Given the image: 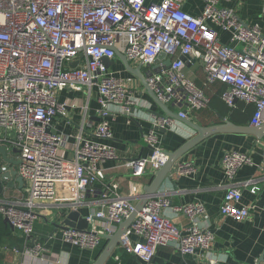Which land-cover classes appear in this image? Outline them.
<instances>
[{
	"label": "built area",
	"instance_id": "1",
	"mask_svg": "<svg viewBox=\"0 0 264 264\" xmlns=\"http://www.w3.org/2000/svg\"><path fill=\"white\" fill-rule=\"evenodd\" d=\"M186 1L0 0V146L19 151L18 175L23 178L25 192L21 199L0 202V214L13 229L31 238L35 222L53 205L57 187L65 180L66 138L52 127L55 116L66 114V105L58 100L60 91L85 87L98 92L100 123L95 135L99 141L84 140L75 148L71 163L74 186L83 179L91 186L103 181L100 165L119 159L116 150L103 143L113 138L110 107L118 106L129 114L135 104L126 82L104 63V59L117 57L115 49L133 68H141L158 100L177 109L179 117L187 119L188 111L205 109L210 102L187 76L188 62L190 68L203 70L207 83L226 85L222 99L229 108L235 109L236 101L255 107L251 127L264 124L262 30L258 25H247L235 9L222 6L224 1L242 0H204L200 16L184 11ZM219 31L231 34L230 44L220 41ZM74 62L78 65L71 68ZM173 122L159 119L155 127L169 128ZM146 141L152 155L125 165L134 177H143L148 170L155 174L169 160L155 130ZM249 164L248 154L231 152L223 159L231 179ZM259 168L264 171V150ZM0 169L7 171L9 167ZM192 170L190 163L178 168L182 175ZM257 190L255 186L251 192L256 194ZM117 191L116 183L105 185L101 193L105 203L86 218L88 231L63 229L62 240L80 250H96L104 236L112 234L110 224L120 225L136 212V206ZM241 200V190L229 188L220 206L221 215L239 222L247 220L250 208L242 206ZM168 206L163 196L149 199L123 237V249L142 264H152L160 247L196 256L200 264H215L214 234L196 226L178 228L163 215ZM174 211L191 221L206 215L199 202ZM97 220H106L109 225L97 227ZM32 251L40 254L44 249L37 244Z\"/></svg>",
	"mask_w": 264,
	"mask_h": 264
},
{
	"label": "crops",
	"instance_id": "2",
	"mask_svg": "<svg viewBox=\"0 0 264 264\" xmlns=\"http://www.w3.org/2000/svg\"><path fill=\"white\" fill-rule=\"evenodd\" d=\"M222 6L235 9L241 20L249 26L258 25L264 34V0L224 1ZM204 7V0H187L183 9L193 16H200ZM219 38L224 44L231 43V34L228 32L219 31ZM110 69L119 72L120 79L126 82L135 104L129 114L124 113L118 106L110 107L113 138L103 140V143L112 146L119 159L100 165L104 175L103 181L91 186L87 179H83L78 187L74 186V170L71 163L75 148L84 140L99 141L95 135L100 123L98 92L96 90L89 92L85 87L60 91L58 100L66 105V114L55 116L52 127L55 133L66 138L64 151L68 162L65 180L57 187L53 205L35 222L34 235L31 238L5 224V218L0 214L7 231V235L0 239V264H95L110 243L105 237L115 236L121 224L117 226L110 224L112 234H106L96 250H80L64 242L61 237L63 229L53 224L62 225L70 210H76L87 218L105 203L101 193L103 187L110 183H116L118 194L128 198L136 208L139 207L145 203V190L152 185L155 174L148 170L143 177H134L132 171L125 165L127 162L152 155L153 149L146 141L148 134L155 130L162 150L170 153L176 152L196 136L194 130L179 121H174L172 127L167 128V134L156 130L155 123L158 117L154 113L163 115V111L147 94L141 81L127 71L118 57L112 61ZM186 74L195 80L197 86L210 99L209 105L216 110L213 113L211 109L205 110L206 114L203 113V109V112L188 111V116L193 122L203 127H212L223 124L222 117L239 126H250L255 112L253 105L239 101L236 108L231 109L222 99L227 89L225 84L221 83L223 86L217 91L215 86L218 83H207L200 68L192 69L189 66L186 68ZM169 108L177 114V109L173 106ZM9 149L10 159L18 164L19 154L13 152L14 148ZM263 150L264 138L238 134L214 135L184 154L157 192V195L169 201L163 215L170 218L178 228L183 230L196 226L214 234L212 256L215 264H255L257 261H264V171L259 168ZM231 152L248 154L251 158V164L243 166L233 179L226 175L223 167L225 155ZM188 163L192 165V172L180 174L179 166ZM4 166L6 164L0 156V168ZM15 169L18 172L19 166H15ZM249 182L252 184L243 186ZM255 186L258 190L253 194L251 190ZM232 187L241 190V205L250 208V217L245 221L239 222L220 213L223 199ZM24 193V186L20 188L14 181V185L6 187L0 196V202L21 199ZM151 198L152 196L149 199ZM195 202L205 207L204 217L191 221L174 211V208ZM95 225L103 228L109 224L106 220H97ZM37 244L44 249L40 254L32 251ZM111 259V264H142L140 260L128 254L121 243L116 246L105 264ZM152 264H200V262L196 256L182 255L171 247H160Z\"/></svg>",
	"mask_w": 264,
	"mask_h": 264
},
{
	"label": "water",
	"instance_id": "3",
	"mask_svg": "<svg viewBox=\"0 0 264 264\" xmlns=\"http://www.w3.org/2000/svg\"><path fill=\"white\" fill-rule=\"evenodd\" d=\"M116 56L122 61L127 71L132 74L133 76L137 77L141 83L144 86L145 91L149 96L152 98V100L155 102V104L163 111V115L154 113L159 119H168L170 118L173 121H179L188 127H190L194 132L196 133V136L192 138L190 141H188L186 144H184L180 149H178L176 152H167L165 153L168 155L169 160L166 163V165L159 171L155 173V179L151 186L146 188L145 190V203L141 204L139 207H137L136 212L128 219H126L121 225L119 232L115 236H109L105 237L107 240L110 241L108 246L105 248L99 259L96 261L95 264H105L106 261L112 256V253L114 252L116 246L121 243L122 239L131 227L132 223L134 222L137 213L141 211L143 206L148 202L149 198L152 196L157 195V192L161 188L164 180L166 177L172 172L173 168L175 167L176 163L181 159V157L186 154L191 149L195 148L197 145L202 143L204 140L217 135V134H238V135H253L258 139L264 138V125H261L259 127H251V126H239L231 121H227L224 118L221 117V120L223 121V124L215 125L212 127H203L199 125L196 122H193L190 117L187 119H183L179 117L178 114L173 112L169 106L165 105L161 101L158 100L155 93L151 90V88L148 86L146 79L141 72V68H133L132 65L128 62L126 56L119 52L118 50H114ZM165 56L163 55L160 60H162ZM184 62H186L185 59H183ZM104 63L107 66H111L112 61L104 59ZM167 66H170L171 60L167 59L165 61ZM78 65V62H74L71 64V68H76ZM186 66L189 67L190 64L186 62ZM238 103V101H236ZM156 130H160L161 132H164L167 134L168 129L167 128H160L158 126L155 127ZM10 149L8 146H0V156L3 160V162L6 164V167H9L7 171H2L0 169V196L4 193L6 187L9 185H14V181H16L20 188L24 186L23 178L18 176V172L15 169V166H19L21 162L18 164H15V162L10 159L9 157ZM13 152L16 154H19V151L17 149H13ZM141 159V158H139ZM12 166V167H11ZM5 224H9L8 220L5 219ZM55 227H60V229H68V228H76L82 231H88L90 224L88 223L87 219L83 217L79 212L76 210H70L67 214V216L64 218V221L62 222V225L58 226L57 224H53Z\"/></svg>",
	"mask_w": 264,
	"mask_h": 264
},
{
	"label": "trees",
	"instance_id": "4",
	"mask_svg": "<svg viewBox=\"0 0 264 264\" xmlns=\"http://www.w3.org/2000/svg\"><path fill=\"white\" fill-rule=\"evenodd\" d=\"M218 84L215 86V89L217 90V91H220L221 90V88H222V84L221 83H219V82H217ZM201 87H202V85L201 84H199ZM199 87V86H198ZM206 93L208 94V95H210V92L208 91V90H206ZM208 109H211L212 110V113L213 112H216V110L211 106V105H209L208 106V108H206V109H203L204 110V112H203V110H202V112L203 113H207V111H205V110H208ZM230 110V109H229ZM211 112V111H210ZM7 231H6V229H5V227H4V225H3V222H2V219H1V216H0V239H2L3 237H5L7 234ZM112 263V259L107 263V264H111Z\"/></svg>",
	"mask_w": 264,
	"mask_h": 264
},
{
	"label": "rangeland",
	"instance_id": "5",
	"mask_svg": "<svg viewBox=\"0 0 264 264\" xmlns=\"http://www.w3.org/2000/svg\"><path fill=\"white\" fill-rule=\"evenodd\" d=\"M229 33V32H228ZM199 67L198 66H196V69H198ZM112 73L114 74V76L115 77H117V78H119L120 79V74H119V72L118 71H115L114 69H112Z\"/></svg>",
	"mask_w": 264,
	"mask_h": 264
}]
</instances>
